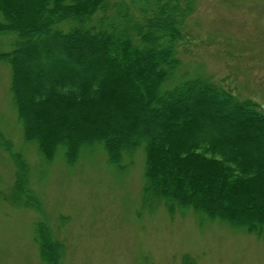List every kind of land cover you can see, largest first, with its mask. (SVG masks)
Wrapping results in <instances>:
<instances>
[{
    "label": "trees",
    "instance_id": "1",
    "mask_svg": "<svg viewBox=\"0 0 264 264\" xmlns=\"http://www.w3.org/2000/svg\"><path fill=\"white\" fill-rule=\"evenodd\" d=\"M193 0H0V51L25 141L72 164L100 144L119 166L143 147L144 202L192 209L264 233V107L211 78L175 74ZM177 76L168 89L163 83ZM16 166L14 201L36 203L27 166L0 130ZM41 258L61 244L37 225Z\"/></svg>",
    "mask_w": 264,
    "mask_h": 264
},
{
    "label": "rangeland",
    "instance_id": "2",
    "mask_svg": "<svg viewBox=\"0 0 264 264\" xmlns=\"http://www.w3.org/2000/svg\"><path fill=\"white\" fill-rule=\"evenodd\" d=\"M129 2V0H126ZM175 74L207 77L264 107V0H193ZM0 34V51L12 48ZM175 76L162 89L172 87ZM0 61V130L20 153L36 203H15L16 166L0 146V264H48L40 256L37 225L61 244L58 264H264V233L247 232L192 209L170 213L163 202H144V152L119 166L100 144L82 148L68 164L64 147L46 159L23 137Z\"/></svg>",
    "mask_w": 264,
    "mask_h": 264
}]
</instances>
